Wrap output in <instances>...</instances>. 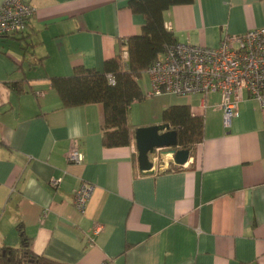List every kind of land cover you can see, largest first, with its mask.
Returning a JSON list of instances; mask_svg holds the SVG:
<instances>
[{
  "label": "crops",
  "instance_id": "1",
  "mask_svg": "<svg viewBox=\"0 0 264 264\" xmlns=\"http://www.w3.org/2000/svg\"><path fill=\"white\" fill-rule=\"evenodd\" d=\"M31 1L27 32L0 38V249L20 246L21 227L35 253L59 264H264L262 105L245 97L226 130L218 93L158 95L154 123L166 107L190 105L205 138L184 165L161 148L144 172L134 134L146 124L131 116L140 101L128 114L131 144L106 148L103 105L62 108L49 81L80 65L103 71L144 17L130 0ZM164 16L178 42L217 46L264 27V0H193ZM73 141L79 164L68 160ZM82 181L95 185L83 213L73 203Z\"/></svg>",
  "mask_w": 264,
  "mask_h": 264
},
{
  "label": "trees",
  "instance_id": "2",
  "mask_svg": "<svg viewBox=\"0 0 264 264\" xmlns=\"http://www.w3.org/2000/svg\"><path fill=\"white\" fill-rule=\"evenodd\" d=\"M193 0H130L128 8L144 17L139 35L121 40L120 50L107 59L104 70L83 65L76 66L71 75L49 77L58 93L62 108L101 103L104 109L102 143L106 148L128 146L132 142L133 127L128 122L131 105L147 96L140 79L147 68L177 43L173 32L167 29L164 13L173 6L186 5ZM128 58L124 60L123 51ZM109 76L114 79L110 83ZM162 122L177 131L178 148L194 149L204 141L205 121L193 113L190 105H171L162 112ZM178 166L176 168H179ZM21 244L18 248L0 249V264H59L32 249L30 238L19 227Z\"/></svg>",
  "mask_w": 264,
  "mask_h": 264
},
{
  "label": "built area",
  "instance_id": "3",
  "mask_svg": "<svg viewBox=\"0 0 264 264\" xmlns=\"http://www.w3.org/2000/svg\"><path fill=\"white\" fill-rule=\"evenodd\" d=\"M36 7L31 0H4L0 6V38L23 35L29 28ZM127 60L128 53L123 51ZM148 86L145 95L176 96L207 95L218 93L223 111V126L232 127L239 114V104L245 98L257 100L264 108V27H256L242 34H226L219 45H197L177 42L154 61L145 71ZM110 83L114 79L109 76ZM161 148L152 156L158 159ZM84 156L78 141H73L68 154L71 163L83 162ZM60 179L53 178L52 184ZM95 191V185L82 181L74 192V206L81 213L86 209ZM46 210L42 218L47 215ZM102 226L96 225L97 235Z\"/></svg>",
  "mask_w": 264,
  "mask_h": 264
},
{
  "label": "water",
  "instance_id": "4",
  "mask_svg": "<svg viewBox=\"0 0 264 264\" xmlns=\"http://www.w3.org/2000/svg\"><path fill=\"white\" fill-rule=\"evenodd\" d=\"M134 135L139 167L144 172L152 170L153 163L150 155L156 148L168 149L174 155V161L178 165H184L189 159L190 150L178 149L177 131L171 129L168 124L160 123L138 127Z\"/></svg>",
  "mask_w": 264,
  "mask_h": 264
},
{
  "label": "rangeland",
  "instance_id": "5",
  "mask_svg": "<svg viewBox=\"0 0 264 264\" xmlns=\"http://www.w3.org/2000/svg\"><path fill=\"white\" fill-rule=\"evenodd\" d=\"M140 83L148 86L149 82H148L147 74L142 75ZM154 98L156 99L158 97L157 96L147 97L144 100L140 101L141 106L132 108L131 116L133 117V122L135 124H138L139 120H143L142 122H144L146 125H142V126H148L151 124L154 125L156 124L154 122H157V120L161 118L160 113H159V117H157L156 119L154 118L155 115L157 114L152 111L157 103L156 102L157 100H155ZM139 109L143 113L141 116H140L141 113H139Z\"/></svg>",
  "mask_w": 264,
  "mask_h": 264
}]
</instances>
